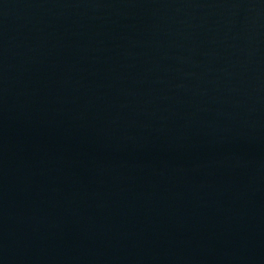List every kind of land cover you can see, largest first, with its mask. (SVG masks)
I'll return each instance as SVG.
<instances>
[{
  "label": "water",
  "instance_id": "1",
  "mask_svg": "<svg viewBox=\"0 0 264 264\" xmlns=\"http://www.w3.org/2000/svg\"><path fill=\"white\" fill-rule=\"evenodd\" d=\"M0 264H264V0H0Z\"/></svg>",
  "mask_w": 264,
  "mask_h": 264
}]
</instances>
